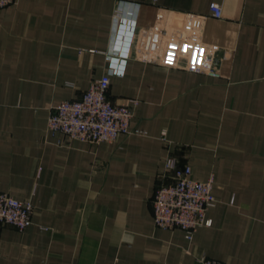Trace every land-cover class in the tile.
I'll use <instances>...</instances> for the list:
<instances>
[{
	"label": "crops",
	"instance_id": "obj_1",
	"mask_svg": "<svg viewBox=\"0 0 264 264\" xmlns=\"http://www.w3.org/2000/svg\"><path fill=\"white\" fill-rule=\"evenodd\" d=\"M129 4L138 7L136 31L108 95L129 103L139 133L68 142L49 129L50 108L107 72L114 23ZM169 154L195 179L214 178L212 225L193 240L154 221ZM0 190L34 206L24 230L0 225V264H264V0L0 8Z\"/></svg>",
	"mask_w": 264,
	"mask_h": 264
},
{
	"label": "built area",
	"instance_id": "obj_2",
	"mask_svg": "<svg viewBox=\"0 0 264 264\" xmlns=\"http://www.w3.org/2000/svg\"><path fill=\"white\" fill-rule=\"evenodd\" d=\"M16 1L0 0V8ZM127 6L130 9L120 12L114 23V41L107 72L95 80L80 98L63 100L50 108L49 129L65 135L68 142H113L121 134L130 136L139 133V130L131 127L133 111L129 103H115L108 95L112 77L125 73L136 31L138 7L130 4ZM210 8L214 17L223 16L220 3L213 2ZM161 38L162 30L159 29L150 46L149 57L152 60L158 56ZM211 74L219 75L217 72ZM162 139L168 141L166 131L162 132ZM162 177L153 197L155 224L164 229L180 228L189 240H193L201 227L212 225L208 211L216 205L214 178L204 181L195 179L191 166H180L172 154L166 158ZM33 209L30 201L19 200L0 190V225L24 230L32 223ZM200 264L224 263L203 257Z\"/></svg>",
	"mask_w": 264,
	"mask_h": 264
}]
</instances>
